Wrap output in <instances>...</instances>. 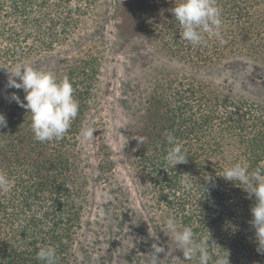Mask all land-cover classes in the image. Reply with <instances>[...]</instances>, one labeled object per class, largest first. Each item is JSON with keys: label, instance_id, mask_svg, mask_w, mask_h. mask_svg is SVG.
Wrapping results in <instances>:
<instances>
[{"label": "trees", "instance_id": "16d2710c", "mask_svg": "<svg viewBox=\"0 0 264 264\" xmlns=\"http://www.w3.org/2000/svg\"><path fill=\"white\" fill-rule=\"evenodd\" d=\"M97 1L0 0V65L24 62L52 71L58 79L67 76L80 104L78 116L62 140L39 142L34 139L29 110L5 98L15 92L23 100L25 93L6 88L8 77L0 70V113L8 121L0 129V171L14 182L9 193L0 194V264H43L37 253L44 246L55 247L57 264H81L94 253L89 234L98 237L102 233V216L89 210L91 188L114 178L113 150L105 147L102 160H91L83 158L80 143L86 115L99 93L96 73L104 66V48L96 42L89 52L79 51L75 61L49 63L57 46H65L76 34L82 37L89 9ZM117 1L108 20L120 17L121 22L110 34L119 31L128 44L130 38L147 39L167 55L163 62L147 65L135 55L130 59L135 69L125 73L127 83L136 87V91L132 86L130 90L145 98L143 116L131 119L138 123L139 133L136 158L131 161L145 192L152 195L153 202L147 203L151 221L164 227L167 217L175 216L181 228H193L197 240L207 236L209 243L215 241L217 245L210 251L229 252L230 264H264L249 223L255 199L220 176L237 162L247 163L249 171L264 164V98L237 91L228 77L220 80L224 72L217 67L225 65L224 59L230 55L258 56L264 61V0H216L222 11L225 43L206 37L202 46H192L181 38L182 29L171 11L176 0ZM173 61L204 72L196 77L195 72L173 70ZM168 134L182 144L187 163L172 168L165 162L171 147ZM184 176L193 183L191 191L181 187ZM208 176L215 186L206 182ZM201 186L208 191L203 192ZM111 193L114 199L107 204L121 214L109 211L111 228L107 229L113 231L116 225L123 232L148 223V210L145 214L139 206L135 209V197L124 187ZM162 238V243L171 242L169 236ZM139 255L129 253L132 259ZM173 256L181 259L176 264H198L195 258L183 260L178 249Z\"/></svg>", "mask_w": 264, "mask_h": 264}, {"label": "rangeland", "instance_id": "374dc122", "mask_svg": "<svg viewBox=\"0 0 264 264\" xmlns=\"http://www.w3.org/2000/svg\"><path fill=\"white\" fill-rule=\"evenodd\" d=\"M115 2L119 1L100 0L93 4L89 9L90 15H87V23H85L82 37L76 34L75 39H69L65 46H57L49 63L51 65L55 64L60 61L59 59H72L75 61L79 56V51L89 52L87 49L95 48L96 42L104 48L101 55L104 66L96 73L97 78H99L97 82L99 93L92 100L91 111L86 115L84 121V128L91 127L96 131L88 141H84L81 136L82 143H80V147L84 151L83 158L89 156L91 160L94 157L102 160L105 147L113 150L110 158L114 162V178L102 181L99 185L91 188L92 201L89 210L95 214L94 216L101 215V222L104 224L101 227L102 233L98 237L94 233L89 234V237H91L89 246L94 253L90 258L86 257V261L81 262V264H150L152 244L158 243L167 248L172 241L167 244H165L166 242L162 243V241H165L162 238L165 234L158 223L151 221V209L147 204L153 202V198L149 197L152 195L145 192L146 188L144 182L139 179L136 165H132V158H136L133 156L136 152L135 144L139 142V133L136 129L138 123L131 119L137 120L138 116L139 119L140 116H143L145 98L139 93L135 96L134 91H131L132 85L127 83L128 79L125 73L128 70L135 69L130 61L135 55L138 56L140 61H144L145 65L151 61L155 63L158 61L163 62L162 60L166 59L167 55L160 50L157 44L149 42L147 39L141 38L135 41V39L130 38V44H128L125 35H120L119 31L115 30V34H110L112 28H117V24L121 22L119 21L120 17L116 21L108 20L109 15L113 14ZM93 27L96 28L95 32H93ZM97 30L99 36L96 35ZM108 34L111 35L107 38L110 39V42L105 38ZM91 50L96 52L95 49ZM139 53L143 54L139 56ZM112 59H115L114 63L111 62ZM224 62H226L225 65L218 64L217 66L220 67L219 70L222 73L224 72L220 80H226L228 77L229 82L234 85L237 91L264 98V61L260 57L230 55L224 59ZM171 64L173 70L190 72L191 74L197 73L198 70L196 67L195 69L183 64V62L173 61ZM33 67L38 68L37 66ZM203 72L204 70H201L196 74V77L203 74ZM255 75L260 76L258 81L257 78L255 79ZM133 90L136 91L135 86ZM132 113H135V116ZM129 156H132L131 159ZM123 187L135 197L133 199L135 209L139 206L145 214L148 210V223L144 225L139 223L137 225L140 227L139 229L133 227L131 228L132 231L124 229L123 232L119 231L115 225L113 231L116 232H113L112 229H107L111 228L107 214L109 211H111L110 213L115 211L118 215L121 213L117 209L109 208L107 203L114 199V194L111 191L123 189ZM105 192L109 194L110 199L106 200L104 198L103 194ZM159 216L157 215L156 220ZM118 218L122 219L121 217ZM101 222L98 225L102 224ZM83 236L84 234L80 235V237ZM132 251H136L140 255L136 259H132L129 256ZM173 253L174 251L172 255ZM160 259L162 260L159 264H171L168 259L164 258L163 254H161Z\"/></svg>", "mask_w": 264, "mask_h": 264}, {"label": "clouds", "instance_id": "9594fccd", "mask_svg": "<svg viewBox=\"0 0 264 264\" xmlns=\"http://www.w3.org/2000/svg\"><path fill=\"white\" fill-rule=\"evenodd\" d=\"M171 11L182 29L181 38L192 46L204 45L207 42L206 37L215 38L221 44L225 43L222 35V11L216 0H179V2L176 0L175 7ZM0 70L7 74L6 88L22 89L25 93L23 100L15 92L5 98L29 110L34 139L39 142L62 140L71 128L73 120L78 116L80 108L79 101L74 95L73 82L67 76L58 79L52 71L40 70L24 62L11 66L0 65ZM7 126L5 114L0 113V129ZM95 131L96 129L91 127L83 128L81 136L84 141H88ZM166 141L171 147L164 157L165 162L172 168L177 164L187 163L188 155L178 139L168 134ZM140 142L143 143V141ZM220 176L241 186L248 193L249 198L254 197L255 203L251 207L252 219L249 223L255 230L257 251L264 254V164L249 171L247 163L237 162L226 168ZM206 182L215 186L211 176L206 178ZM13 186L12 179L0 171V194L9 193ZM181 187L184 191L193 189V183L189 177L182 178ZM201 190L208 191L202 186ZM103 195L106 200L110 199L107 192ZM161 230L170 237L172 243L167 248L153 243L150 264H159L162 260L161 254L164 258L168 257L171 264H176L181 259L173 256L172 252L177 249L183 252L185 261L195 258L198 264H209L210 261L213 264H230L229 252L221 255L210 251L215 248L216 242L209 243L211 238L207 236L197 240L193 228L190 226L181 228L175 216H168ZM37 259L43 264H57L55 247H41L37 253Z\"/></svg>", "mask_w": 264, "mask_h": 264}]
</instances>
